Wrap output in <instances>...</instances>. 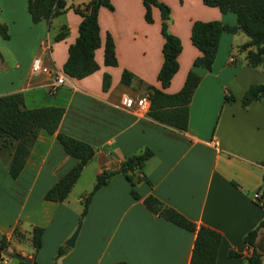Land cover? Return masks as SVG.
<instances>
[{
  "label": "crops",
  "instance_id": "obj_1",
  "mask_svg": "<svg viewBox=\"0 0 264 264\" xmlns=\"http://www.w3.org/2000/svg\"><path fill=\"white\" fill-rule=\"evenodd\" d=\"M87 1L65 0L66 10L48 24L45 20L32 22L27 0H0V22L9 32V38L0 36V94L20 91L27 107H64L58 130L94 147L67 196L50 200L44 193L77 158L64 151L55 133L40 129L18 176L12 177L9 166L17 140L0 131V238L5 235L8 241V252H0V264H24L22 260L26 264L117 260L189 264L195 232L148 209L144 198L149 194L196 226L204 224L220 232L214 264H250L246 255L251 246L243 236L264 217V101L255 99L242 106L241 96L251 83L264 82V66L248 64L246 50L239 47L248 39L242 31H222L209 69L193 64L201 51L190 39L193 20L235 24V12H222L202 0H161L170 7L168 29L180 37L182 45L178 68L162 87L157 78L163 58L158 7L152 6V21L148 22L142 0H110L113 7L100 5L97 13L101 41L94 58L98 68L81 78L66 74L65 82L50 92L52 73L32 71L31 61L40 56L52 69L63 70L68 45L78 34L81 20L72 5ZM63 23L68 26L67 35L54 40ZM107 32L114 41L116 65L103 60ZM190 68L201 78L190 98L186 129L148 115L147 85L176 92ZM123 69L133 74L128 84L121 81ZM104 72L110 74L107 89L102 88ZM141 97L147 99L145 110L137 104ZM145 147L152 155L141 170L132 172L139 176L133 185L138 196L132 195V184L123 173L112 174L92 194L74 243L66 245L78 225L82 197L93 187L97 173L116 168ZM81 178L84 186L74 195ZM255 191L257 198L253 197ZM33 225L43 227L37 250L31 241ZM256 241L264 264V225ZM60 245L66 251L56 258Z\"/></svg>",
  "mask_w": 264,
  "mask_h": 264
},
{
  "label": "trees",
  "instance_id": "obj_2",
  "mask_svg": "<svg viewBox=\"0 0 264 264\" xmlns=\"http://www.w3.org/2000/svg\"><path fill=\"white\" fill-rule=\"evenodd\" d=\"M206 5L217 6L222 12L233 11L236 14L235 24L223 23L220 20L195 19L191 23V42L201 51L193 59V64L211 68L214 60L218 42L222 31H242L248 39L239 47L245 49L246 59L251 66H264V0H202ZM144 5V18L152 21V6L159 9L161 16L160 32L162 42V63L157 73V78L162 87H166L173 74L178 68L177 56L181 50L180 37L168 29L170 7L161 0H142ZM104 5L112 8L110 0H89L82 4L72 5V8L81 16L78 24V34L73 42L68 45V55L63 63V71L72 77L81 78L98 68L94 58V50L100 45V34L98 24V8ZM65 0H27V9L32 22L45 20L48 24L51 19L66 10ZM68 33L66 23L60 25L53 35L54 40L64 38ZM0 36L9 38L7 25L0 22ZM104 63L116 65L117 58L114 50V41L109 32L105 35L104 41ZM2 57L0 51V58ZM133 74L127 69L121 72V81L130 83ZM201 75L190 68L182 86L173 93H167L163 89L153 85H147L149 89L148 115L159 122L172 127L184 130L188 123L189 102L192 93L200 81ZM110 85V74L104 72L102 76V88L107 89ZM226 99H233L232 95H226ZM262 99L264 101V82L251 83L241 96L242 106L248 105L252 100ZM64 113V107L59 105H43L27 107L24 103V96L20 91L0 94V131L13 136L16 140V147L9 166V173L12 177L18 176L22 169L29 145L35 140L38 131L45 129L48 133H55L56 138L62 145L65 152L77 158V162L59 177L44 193L45 199H64L84 166L93 156L94 147L90 143L66 134L58 130V124ZM152 150L145 147L138 153L124 158L116 168L103 169L96 175L93 187L82 197V210L80 218L87 211L88 203L94 191L104 184L112 174L123 173L131 182V193L138 196L134 188L139 178L132 173L135 169L141 170L147 158L152 155ZM264 165V160L262 161ZM264 180V173H263ZM259 202V200L257 201ZM144 204L150 210L159 212L166 219L195 232V238L191 250L189 264H214L217 249L221 240L218 230L200 224H196L185 217L182 213L171 206L164 204L155 195L149 194L144 198ZM264 225V217L249 229L243 236L244 242L251 246L250 252L246 255L250 264H261L262 251L258 248L256 238L259 229ZM43 227L32 226L31 241L37 250L42 243ZM17 233V229H13ZM8 241L5 235L0 238V252H8ZM64 245L58 247L56 258L65 253ZM230 254H237L230 250ZM24 259V257H21ZM22 263L26 264L23 260ZM33 264H37L33 261ZM106 264H127L125 260H117Z\"/></svg>",
  "mask_w": 264,
  "mask_h": 264
},
{
  "label": "built area",
  "instance_id": "obj_3",
  "mask_svg": "<svg viewBox=\"0 0 264 264\" xmlns=\"http://www.w3.org/2000/svg\"><path fill=\"white\" fill-rule=\"evenodd\" d=\"M31 69L34 72H44V73H52V77L49 81V91L54 92L56 88L63 84L66 79V73L63 70H58L55 68H51L47 64H45L40 56H34L31 61ZM137 104L139 109L145 110L147 108V99L146 97H141L137 99ZM259 196L258 191L253 193V197L257 198Z\"/></svg>",
  "mask_w": 264,
  "mask_h": 264
},
{
  "label": "water",
  "instance_id": "obj_4",
  "mask_svg": "<svg viewBox=\"0 0 264 264\" xmlns=\"http://www.w3.org/2000/svg\"><path fill=\"white\" fill-rule=\"evenodd\" d=\"M79 227H80V223H78V225L76 226V228L74 229V231L70 235V237L68 239H66V241H65L66 245L71 246L74 243V239H75L76 234L79 230ZM9 255L20 257V255L17 252H10ZM24 260L27 262H30V258L25 257Z\"/></svg>",
  "mask_w": 264,
  "mask_h": 264
},
{
  "label": "rangeland",
  "instance_id": "obj_5",
  "mask_svg": "<svg viewBox=\"0 0 264 264\" xmlns=\"http://www.w3.org/2000/svg\"><path fill=\"white\" fill-rule=\"evenodd\" d=\"M231 61H233V60H231ZM83 183H85V182L83 181V178H81V180H79L78 184H76V186L74 187V190H73L74 195L82 188V186H84ZM78 223H81V218L79 219Z\"/></svg>",
  "mask_w": 264,
  "mask_h": 264
}]
</instances>
